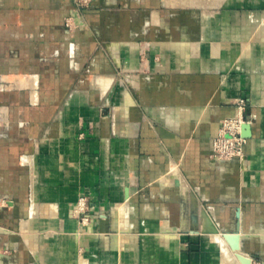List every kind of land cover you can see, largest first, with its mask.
Returning <instances> with one entry per match:
<instances>
[{"label":"crops","instance_id":"crops-1","mask_svg":"<svg viewBox=\"0 0 264 264\" xmlns=\"http://www.w3.org/2000/svg\"><path fill=\"white\" fill-rule=\"evenodd\" d=\"M242 99L247 162L215 161ZM238 209L264 264V0H0V264H146V227L177 236L147 264H215Z\"/></svg>","mask_w":264,"mask_h":264},{"label":"rangeland","instance_id":"rangeland-1","mask_svg":"<svg viewBox=\"0 0 264 264\" xmlns=\"http://www.w3.org/2000/svg\"><path fill=\"white\" fill-rule=\"evenodd\" d=\"M87 1L88 2L86 3V5H89L91 0H87ZM204 1H208V0H204ZM74 3H75V1H74ZM86 5H84L82 7H86ZM235 106L237 108L243 107V112H244L243 116H244V118L247 119V117H249V115L247 114V109L248 108H247V104H246L245 100H243V99L239 100L238 103H236ZM229 119L234 121L236 126H238V127L240 126V128L242 130L241 124L243 123V121H242L241 109H238L236 115L234 117H232V118H229ZM224 120H226V119H224ZM221 128H222V123H221L220 129ZM219 132H220V130H219ZM218 136H219V133H218L217 137L214 138L213 143H212V155H211V157H212L213 160H215V161H226V162L237 161L238 160V161H241L242 163H246L247 162V160H246V150H245V156H243V158L241 160H239V159H233V160L217 159V157L214 156V154H213V144H214L215 139L218 138ZM82 203H83V205H82ZM77 204H78V208H80V210L78 211V213H74V214L78 215L77 217L79 218L81 223L86 224L88 222V220H89L88 219L89 211H90L89 210L90 209L89 199L87 197L86 198H81V199H79ZM123 210H124V208L122 209V207L118 206L117 209H116V212L118 213V215H120V216L122 215L123 216V220H126L127 217H125V212ZM195 219H196L195 217L190 218V220H192V221H195ZM114 224H115V227L117 225H119L120 224V219L119 218L118 219L115 218ZM203 227H204V232L207 233V236H208L207 239L205 240L206 241L205 244L207 245L206 250L209 252L210 259L211 258L212 259L215 258L216 261H213V262H215V264H230L227 261H233V260H229V259L226 258L230 253L235 256L234 259L236 261V262L234 261V263H231V264H237V263L242 264L239 261V259L237 258V255H243L244 257H248L249 259L252 260V258L250 256H248L245 253V251H244L243 244H244V240L246 241V239L241 240V242H240V250H239L240 252L239 251L234 252L232 250L231 246L228 243L229 250H231V252H228L227 249L224 248L225 245H223L224 244L223 242H228L225 239V237H224L225 233H227V232L220 231L216 227H215L216 228L215 232H207L205 230V226H204V217H203ZM242 229H244V218H243V214L240 213V232H239L240 238L245 237V235L243 234ZM160 231L161 232L159 234H154V233L150 232L149 229L146 227V230L144 231V233L142 235L143 236V241H144L143 244L145 246V250H144L143 255H142V257H143L142 260L145 261L144 263H146V264L148 263V261L157 258V256L159 255V254H157L158 244H161L162 247L164 249L168 250L169 252H172L173 250H175V247H176L175 240L176 239L174 237H177V236L173 235V234L172 235L169 234L167 232V228H165V227H162L160 229ZM220 238H221V240H220ZM222 240H224V241H222ZM127 243H128V240L127 239L125 240V237L120 236V235L118 237L114 236L113 245H114L115 248L118 247L121 250V249L127 247L126 246ZM220 246H222V247H220ZM164 249H163V251H164ZM194 251L198 252L200 256H203L205 254V251L202 248V240H200V243L198 244L197 250H194ZM173 253H174V251H173ZM159 256L163 257V255H161V254ZM182 258H183V256H182ZM236 258H237V260H236ZM179 262L183 263V261H181V258H180ZM200 262H202V261H200ZM190 264H192V261H190ZM251 264H253V260H252ZM257 264H261V261H257Z\"/></svg>","mask_w":264,"mask_h":264},{"label":"built area","instance_id":"built-area-1","mask_svg":"<svg viewBox=\"0 0 264 264\" xmlns=\"http://www.w3.org/2000/svg\"><path fill=\"white\" fill-rule=\"evenodd\" d=\"M77 7H82L86 5L87 0H74ZM241 109L242 121L241 127L244 124H250L251 121L244 118L243 107ZM222 128L220 129L219 136L215 139L213 144V154L217 159L241 160L245 156V147L247 144V139L242 136V130L240 126H236L235 122L231 119L223 120ZM238 125V124H237ZM236 126V127H235ZM85 207V206H84ZM84 211V210H83Z\"/></svg>","mask_w":264,"mask_h":264},{"label":"water","instance_id":"water-1","mask_svg":"<svg viewBox=\"0 0 264 264\" xmlns=\"http://www.w3.org/2000/svg\"><path fill=\"white\" fill-rule=\"evenodd\" d=\"M251 135V125L250 124H244L242 127V136L245 139H248ZM236 226L235 230L233 232H227L225 233L224 237L228 241L229 245L231 246L233 251H239L240 250V209L236 212ZM237 258L242 264H251L252 260L248 257H244L243 255H237Z\"/></svg>","mask_w":264,"mask_h":264},{"label":"bare ground","instance_id":"bare-ground-1","mask_svg":"<svg viewBox=\"0 0 264 264\" xmlns=\"http://www.w3.org/2000/svg\"><path fill=\"white\" fill-rule=\"evenodd\" d=\"M244 162V161H243ZM82 205H83V203H82ZM80 210V209H79ZM211 219H209V217L207 216V215H205L204 216V226H205V230L207 231V232H215V230H216V228H215V226H213L212 225V223H211V221H210ZM204 228V227H203ZM218 231V230H217ZM205 234H207V233H205ZM219 235V234H218ZM221 235V234H220ZM222 238V237H221ZM221 238H220V240H221ZM241 240H242V238H240V242H241ZM222 241H224V240H222ZM224 244L223 245H225V247L224 248H226L227 249V251L228 252H231V250H229V247H228V242H223ZM220 247H222V246H220ZM234 252H236V251H234ZM240 252V251H239ZM234 255L233 254H229L226 258L227 259H229V260H233V261H227V262H229L230 264L231 263H234V261H235V259H234ZM236 260H237V258H236ZM236 262V261H235ZM237 264H239V263H237Z\"/></svg>","mask_w":264,"mask_h":264}]
</instances>
